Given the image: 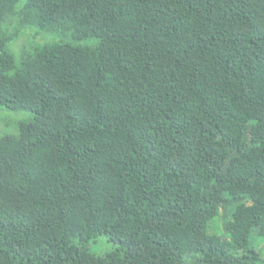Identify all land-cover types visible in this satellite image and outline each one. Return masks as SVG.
Listing matches in <instances>:
<instances>
[{
  "label": "trees",
  "instance_id": "16d2710c",
  "mask_svg": "<svg viewBox=\"0 0 264 264\" xmlns=\"http://www.w3.org/2000/svg\"><path fill=\"white\" fill-rule=\"evenodd\" d=\"M0 106V264H264V0H0Z\"/></svg>",
  "mask_w": 264,
  "mask_h": 264
},
{
  "label": "rangeland",
  "instance_id": "374dc122",
  "mask_svg": "<svg viewBox=\"0 0 264 264\" xmlns=\"http://www.w3.org/2000/svg\"><path fill=\"white\" fill-rule=\"evenodd\" d=\"M32 29L36 30L37 28L34 27ZM43 34L44 35L39 34L37 36V38L44 39L45 36H47V39H49V40L50 39H57L58 40L61 37L59 34H56V33L53 34L50 32H45V33L43 32ZM18 42H20L19 39L15 40L13 42L14 44L13 43L11 44V48H12V45L15 46ZM30 118H32V113L28 110L14 111V110H10L8 108H5L3 106H0V133L1 134L2 133H12V132L16 131V124L18 121L30 119ZM218 222H219V218H216L215 220L211 221L212 224H216L217 230L220 233L224 234V232H225L224 226L221 225L222 227H220ZM250 243H251V245L255 246L256 248H259L262 251H264V239L257 236V233L252 234ZM89 247L94 252H96L98 254H103V253H106L108 251L113 250L116 247V245L112 241H110L107 236L101 235V236L94 238L89 243Z\"/></svg>",
  "mask_w": 264,
  "mask_h": 264
}]
</instances>
